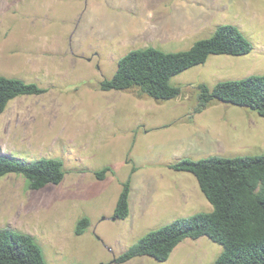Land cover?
<instances>
[{"label": "rangeland", "instance_id": "obj_1", "mask_svg": "<svg viewBox=\"0 0 264 264\" xmlns=\"http://www.w3.org/2000/svg\"><path fill=\"white\" fill-rule=\"evenodd\" d=\"M147 10L138 0H0V74L48 88L15 98L0 113V153L29 161L57 158L66 172L61 183L38 190L20 174L0 176V228L32 235L47 264H114L149 231L213 210L195 175L168 163L264 153V116L256 110L216 101L203 115L196 117L195 111L199 84L213 87L221 80L264 74V0H154V38L124 24L129 14L139 19ZM226 23L240 28L252 51L213 54L174 76L182 96L158 101L138 90L99 88L132 49H189ZM193 116L198 127L205 126L202 141L192 136L163 146L155 134L153 145L148 140L155 124L171 126ZM210 123H217L216 130ZM133 127L152 129L135 147L133 133L127 134ZM152 153L162 172L149 178L151 191L140 194L150 213L137 218L132 210L126 219H114L122 182L134 162L142 168L154 164L147 158ZM105 166L111 170L97 178L95 171ZM182 180L186 200L167 201L168 187ZM83 216L91 224L78 235L77 220ZM223 251L224 245L208 236L186 238L167 261L141 256L134 264H214Z\"/></svg>", "mask_w": 264, "mask_h": 264}, {"label": "trees", "instance_id": "obj_2", "mask_svg": "<svg viewBox=\"0 0 264 264\" xmlns=\"http://www.w3.org/2000/svg\"><path fill=\"white\" fill-rule=\"evenodd\" d=\"M253 44L234 24H221L214 34L198 39L189 49L166 51L158 47L132 49L118 61L111 78L99 83L102 90L131 92L138 90L158 101L183 95L182 86L172 78L194 66L206 63L213 54L246 55ZM196 112L216 101L251 108L264 116V74L218 81L213 87L199 84ZM48 88L36 82L0 74V113L22 95H40ZM178 171L193 173L201 190L213 205L209 212L180 217L142 236L137 243L118 255L113 262L124 263L149 255L167 261L176 246L186 238L208 236L224 245L214 264H264V153L226 157L212 155L192 159L184 157L171 165ZM131 174L123 182L113 217L126 219L130 214ZM109 166L96 171L104 179ZM16 173L24 176L31 189L59 184L65 179L62 160L39 158L26 160L0 153V176ZM90 218L82 217L76 233L83 234ZM0 264H47L42 248L34 237L11 227L0 228Z\"/></svg>", "mask_w": 264, "mask_h": 264}, {"label": "crops", "instance_id": "obj_3", "mask_svg": "<svg viewBox=\"0 0 264 264\" xmlns=\"http://www.w3.org/2000/svg\"><path fill=\"white\" fill-rule=\"evenodd\" d=\"M138 1H140V2L142 1L144 3L145 7H148V10L139 19L136 18L135 15L131 16L129 14V16L127 17L128 20L124 21L125 27H127V26L130 27V31H134L136 33H150L153 36V38H154V0H138ZM207 110L208 109H206L204 111H201V112H198L196 114V117L200 116V115H203V113H205V111H207ZM193 119H194V116H193L192 119H189V120L177 123V124H173L171 126H168V123L166 125H157V124H155L154 127H152V129H156L155 130L156 132L151 134L148 140L153 145L154 137L156 136V140H160L159 143L162 144L163 146H164L165 142H168V141H171V140H185L186 138H189V137H192V136L194 137V139L196 138L199 141H202V139H204V137H207L206 133L204 131V129H205L204 127L205 126L198 127L197 124H195V121H193ZM219 124H221V120H220ZM208 125H209V127L211 129H215L216 130L217 123H210ZM208 125H206V126H208ZM212 126H213V128H212ZM134 130H135V127L127 129V132H128L127 134L133 133L132 136H133L134 147L137 145V142L142 138L144 133H146V135L151 133L150 132L151 130H149V129H146L144 132L141 131V130H138V131H136V130L134 131ZM154 134H155V136H154ZM147 158L148 159H154V154L152 153L151 155H148ZM133 161H134V159H133ZM175 162L176 161L170 162V163L167 164V166L169 168L175 170L174 168L171 167V165L173 163H175ZM151 163H154V164H150L148 167H146V168L143 167L142 168V164H135V162H134V165L137 167V169L132 174V186H131V193H130V213L132 212V210H134V212L136 211L137 218L138 217L139 218L144 217V216H146V215H148L150 213V211L148 209V208H150L149 205H147L146 202L140 201V199L143 196V195L141 196L140 194H146V192H150L151 191L150 186L153 183L152 182H148L150 180L149 178H151L153 176V174L156 175L157 173L159 174V172L160 173L162 172V169H160V166H158L159 162L155 161V159H154V161H152ZM105 167H107V166H105ZM132 167H133V165H132ZM131 170H132V168H131ZM176 171H178V170H176ZM178 172H189V171H178ZM95 175H96V171H95ZM137 177H138L139 181H138V179H137V181L136 180L134 181V179H136ZM198 183H199V181H198ZM122 187H123V182H122ZM168 188H170L168 191L172 192V195H170L167 198V201L176 202L178 204H181L182 202H184L186 200L185 197H183V191L185 189V180H182V183H178L177 182V183H175L174 185H172L171 187H168ZM118 198H119V196H118ZM199 199H201V198H199ZM117 201H118V199H117ZM201 201L204 203L203 199H201ZM116 204H117V202H116ZM140 208H143L144 211L140 212L139 211ZM114 210H115V208H114ZM80 219H78L77 222ZM90 224H91V222H90ZM144 256H149V255H144ZM138 257H141V256H138ZM149 257H152V256H149ZM135 259H137V257H135V258H133V259L127 261V262H124V263H116V262L115 263L116 264H134L136 262Z\"/></svg>", "mask_w": 264, "mask_h": 264}]
</instances>
